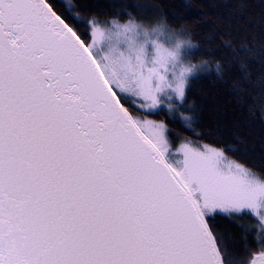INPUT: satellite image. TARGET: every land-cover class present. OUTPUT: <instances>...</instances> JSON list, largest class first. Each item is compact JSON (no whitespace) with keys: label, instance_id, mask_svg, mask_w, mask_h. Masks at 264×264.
I'll use <instances>...</instances> for the list:
<instances>
[{"label":"snow or ice","instance_id":"obj_1","mask_svg":"<svg viewBox=\"0 0 264 264\" xmlns=\"http://www.w3.org/2000/svg\"><path fill=\"white\" fill-rule=\"evenodd\" d=\"M224 3L231 58L194 62L184 27L101 19L86 0H0V264H264V173L190 141L172 151L168 122H193L191 80L226 82L235 62L242 102L251 64L264 69V0L255 16L250 0ZM215 215L256 220L236 258Z\"/></svg>","mask_w":264,"mask_h":264},{"label":"trees","instance_id":"obj_2","mask_svg":"<svg viewBox=\"0 0 264 264\" xmlns=\"http://www.w3.org/2000/svg\"><path fill=\"white\" fill-rule=\"evenodd\" d=\"M89 7L100 14L101 19L113 17L120 11L122 20L127 16L124 11H131L138 20L153 25L165 23L168 28L184 27L188 30L193 43L199 44L194 62L214 56L219 60L231 58L230 50L222 47L221 36L226 34L229 24V5L224 0H86ZM59 7L67 0H56ZM250 11L255 16L261 11L259 0H250ZM124 10V11H121ZM236 42L244 35L243 30L237 35ZM256 39L260 35L256 34ZM251 43L253 33L247 35ZM209 49L212 51L209 52ZM223 53V55H222ZM252 79L244 82L246 89L243 101L238 102L232 91V82L240 73L235 62L228 73L226 82L218 80L214 73L193 79L188 90V100L193 105V122L190 130L181 127V114L175 115V123L169 121V127L176 136L172 138L173 147L190 141L195 146H209L224 152L228 160L260 174L264 173V118L260 116V107L264 106V90L256 84V78L264 71L259 64H251ZM256 106L255 114H250L248 106ZM149 119L164 117L148 116ZM209 224L227 249L232 258L239 253V245L246 235L245 229L254 228L256 220L251 216L230 219L223 215L209 217ZM255 232L248 235L251 240ZM255 250L256 246L252 245Z\"/></svg>","mask_w":264,"mask_h":264},{"label":"rangeland","instance_id":"obj_3","mask_svg":"<svg viewBox=\"0 0 264 264\" xmlns=\"http://www.w3.org/2000/svg\"><path fill=\"white\" fill-rule=\"evenodd\" d=\"M181 143H179V144H177L176 146H174L173 148H172V151H173V153H175V151H176V148L180 145ZM193 147H198V146H195V145H192ZM209 147V146H208ZM212 148V147H211ZM177 159H180V157H177ZM231 161V160H230Z\"/></svg>","mask_w":264,"mask_h":264}]
</instances>
